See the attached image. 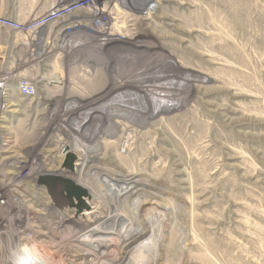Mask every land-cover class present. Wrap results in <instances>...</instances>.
I'll list each match as a JSON object with an SVG mask.
<instances>
[{"label": "rangeland", "instance_id": "1", "mask_svg": "<svg viewBox=\"0 0 264 264\" xmlns=\"http://www.w3.org/2000/svg\"><path fill=\"white\" fill-rule=\"evenodd\" d=\"M74 1L0 0V264H264V0Z\"/></svg>", "mask_w": 264, "mask_h": 264}, {"label": "crops", "instance_id": "2", "mask_svg": "<svg viewBox=\"0 0 264 264\" xmlns=\"http://www.w3.org/2000/svg\"><path fill=\"white\" fill-rule=\"evenodd\" d=\"M30 38H32V36H30ZM2 55L6 59L9 60V61H7L9 63H10V61L15 60V56L13 55V49H8V52L5 51V54L2 53ZM0 65H1L0 70H4V71L8 70V67H5L4 69H2V64H0ZM1 76H2V74L0 72V77ZM57 79H61L60 80V84H61L62 83L61 82L62 77H60V78L57 77ZM67 79H68V80H66L67 87L70 86L71 88L69 89V87H68L65 89H60V99H58V98L48 99L49 103H52V105H60V107L64 106V105L72 107V106L76 105L74 103H78V105L80 104V106H82V108H80V109L86 108L88 103L91 102L90 101L91 99L90 98L85 99V97H83L82 95H88V96L93 95L94 92L97 90V86H98L97 79H101V78L98 77L97 73L92 72V71H88V72H83V73L72 74ZM8 90L12 91L11 89H8V88H0V96L7 94ZM48 91L45 90L44 93L41 94L43 98L40 100H37L38 104L44 105L47 103L46 95L49 94V93H47ZM56 94H58V93H56ZM85 110H88V109H85Z\"/></svg>", "mask_w": 264, "mask_h": 264}, {"label": "built area", "instance_id": "3", "mask_svg": "<svg viewBox=\"0 0 264 264\" xmlns=\"http://www.w3.org/2000/svg\"><path fill=\"white\" fill-rule=\"evenodd\" d=\"M80 1H81V3H77L75 0L71 4H68L67 11H66L67 15L74 13V11H76L79 7H83L85 4H88V3H86L88 0H80ZM78 4H79V6H78ZM59 15H60V8L58 10L57 9L54 10L53 12H49L43 18H41L38 22L41 24V26H46L47 24L50 23L51 19L57 18ZM54 20H56V19H54ZM0 24L8 25V26H11L14 28L16 27V24L14 23V21H12L8 18H4L2 16H0ZM19 28H20V26H19ZM23 29H27V30L31 31L32 23H29V25L24 26ZM16 86H17L16 88H17L19 94L21 96H23L24 98H27V99L28 98L29 99H37L38 98L37 100H40L42 98L39 96L37 84L33 80H31L27 77H19L16 81Z\"/></svg>", "mask_w": 264, "mask_h": 264}, {"label": "water", "instance_id": "4", "mask_svg": "<svg viewBox=\"0 0 264 264\" xmlns=\"http://www.w3.org/2000/svg\"><path fill=\"white\" fill-rule=\"evenodd\" d=\"M66 150H69V148H66ZM76 159V154L72 153L71 150L67 153V158L65 161V166H67L69 169L74 170V160ZM44 181L46 186L49 188L50 192L52 193V196L55 199H59L60 195L61 198L64 197L65 194L69 196L73 194L74 192H77L78 197L82 198V196L87 194V191L80 186L73 185L69 182V180H62L60 177H56L54 175H50L48 177H44ZM65 183L66 185H63ZM81 204L85 206V201H82Z\"/></svg>", "mask_w": 264, "mask_h": 264}, {"label": "bare ground", "instance_id": "5", "mask_svg": "<svg viewBox=\"0 0 264 264\" xmlns=\"http://www.w3.org/2000/svg\"><path fill=\"white\" fill-rule=\"evenodd\" d=\"M113 2H114V0H110V1H107L106 3H104L105 5H103L102 6V8H99L100 10V14H106L107 12H108V10L107 9H109V6H111L112 4H113ZM66 148H69V150H71V151H73V152H75L74 151V149H72L71 147H66ZM69 150H66L65 149V153L66 152H68ZM80 158V157H79ZM76 165V164H75ZM65 169H66V171H71L72 172V174L74 173V171H75V167H74V170H71V169H69V168H67V167H65ZM68 174V173H67ZM62 180H64L63 178H61ZM65 183H63V185H64ZM73 185H76L75 183H72ZM66 185V184H65ZM84 189V188H83ZM4 193H7L6 191H4V190H2V188L0 187V198L4 195ZM70 194V193H69ZM75 195L77 196L78 194H77V192L75 193ZM64 197H65V195H64ZM80 200V199H79ZM63 202L65 201L64 200V198H63V200H62ZM81 201V200H80ZM43 249V248H42ZM24 251V250H23ZM43 251V250H42ZM37 252V251H36ZM40 252V251H39ZM22 254V253H21ZM38 254V253H37ZM44 255V254H43ZM38 256V255H37ZM44 257H46V259L47 258H50V261H54V259H51V257H50V255L49 254H45L44 255ZM26 258H28V257H26ZM37 258V257H36ZM40 258V257H39ZM35 259V258H34ZM42 259V258H41ZM44 259V258H43ZM24 261H27V260H24ZM30 261H28V263H29ZM25 263V262H24ZM32 263V262H31Z\"/></svg>", "mask_w": 264, "mask_h": 264}]
</instances>
